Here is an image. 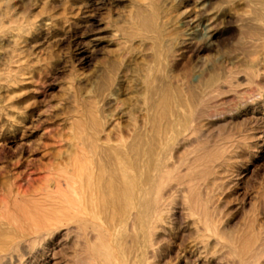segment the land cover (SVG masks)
Returning a JSON list of instances; mask_svg holds the SVG:
<instances>
[{"label":"bare ground","instance_id":"bare-ground-1","mask_svg":"<svg viewBox=\"0 0 264 264\" xmlns=\"http://www.w3.org/2000/svg\"><path fill=\"white\" fill-rule=\"evenodd\" d=\"M230 1L241 33L262 38L264 0ZM206 4L167 17L138 5L115 31L86 107L77 96L65 157L38 183L5 181L0 264H264V186L237 225L225 204L264 142V39L189 65L185 41L210 36ZM247 112L263 120L244 131L235 120Z\"/></svg>","mask_w":264,"mask_h":264},{"label":"rangeland","instance_id":"rangeland-1","mask_svg":"<svg viewBox=\"0 0 264 264\" xmlns=\"http://www.w3.org/2000/svg\"><path fill=\"white\" fill-rule=\"evenodd\" d=\"M197 1H0V21L4 24L0 33V203L5 186L15 175L24 185L27 180L38 183L65 157L75 130L77 96L78 103L86 107L91 70L100 67L107 51L116 47L112 38L115 31L134 25L137 6L159 8L167 17L183 6L193 8ZM204 1V13L210 17V36L185 41L183 58L189 65L198 56H208L211 62L225 60L230 53L250 50L255 42L264 39V30L260 28V39L241 33L230 0ZM206 41L209 47L194 51V47ZM262 120L258 114L247 112L235 121L246 131ZM253 150L243 157L237 187L232 185L226 193L231 226L243 220L253 194L264 186V142ZM242 198L244 204L238 207ZM176 216L181 233L186 219L180 206ZM261 222L264 223V215ZM183 236L186 239L187 232Z\"/></svg>","mask_w":264,"mask_h":264}]
</instances>
